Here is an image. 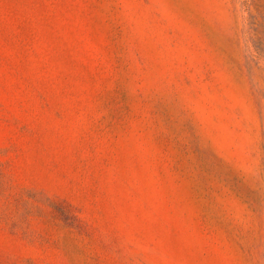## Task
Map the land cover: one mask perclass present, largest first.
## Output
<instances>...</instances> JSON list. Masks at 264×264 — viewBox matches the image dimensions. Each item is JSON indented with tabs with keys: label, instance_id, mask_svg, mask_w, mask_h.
<instances>
[{
	"label": "rangeland",
	"instance_id": "obj_1",
	"mask_svg": "<svg viewBox=\"0 0 264 264\" xmlns=\"http://www.w3.org/2000/svg\"><path fill=\"white\" fill-rule=\"evenodd\" d=\"M0 264H264V0H0Z\"/></svg>",
	"mask_w": 264,
	"mask_h": 264
}]
</instances>
